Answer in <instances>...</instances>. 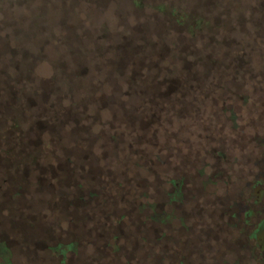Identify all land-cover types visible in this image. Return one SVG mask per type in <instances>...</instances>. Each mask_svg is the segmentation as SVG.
Instances as JSON below:
<instances>
[{
  "label": "rangeland",
  "instance_id": "rangeland-1",
  "mask_svg": "<svg viewBox=\"0 0 264 264\" xmlns=\"http://www.w3.org/2000/svg\"><path fill=\"white\" fill-rule=\"evenodd\" d=\"M141 1L140 8L135 0H0V240L13 250L11 262L0 246L1 264H179V250L150 220L173 180L183 181L196 213L219 226L222 210L225 218L237 212L242 186L253 178L251 159L247 165L234 155L256 119L253 12L264 0ZM162 3L191 21L175 22L155 9ZM121 42L127 52L144 50L120 63L113 48ZM25 47L31 51L21 72L12 62ZM117 65L120 73L110 68ZM73 76L75 105L31 93L40 85L51 99L62 78ZM22 83L27 88L16 91ZM224 105L237 112L238 127ZM208 164L211 173L200 174ZM211 179L214 185H201ZM206 241L198 247L208 248Z\"/></svg>",
  "mask_w": 264,
  "mask_h": 264
},
{
  "label": "flooded vegetation",
  "instance_id": "flooded-vegetation-1",
  "mask_svg": "<svg viewBox=\"0 0 264 264\" xmlns=\"http://www.w3.org/2000/svg\"><path fill=\"white\" fill-rule=\"evenodd\" d=\"M254 10L257 13L253 12L256 14V18L254 17L255 14L253 15V27L257 35L254 40L256 62L253 65L252 91L255 98L254 111L256 119L250 141L241 138V142L235 147L237 149V152H235L237 155H234L237 159H243L247 165L248 160L251 159V166H246V170L247 172L253 173V178L242 186L240 202L236 203L237 212L225 218L226 215L224 214V210H222L223 217L218 216L221 227L214 220V216L210 217V215L206 216L196 213L195 200L189 197L186 198L183 190V181L181 179L171 182L173 191L166 194L167 200L160 206L162 209L160 211L157 210L154 215L150 216V220L163 229L161 240L166 239V241H172L173 247L179 250L178 257L181 261L179 264H182V256L184 254L188 261L184 264H264V215L259 214L260 210L264 208V180L261 179L262 175H264V5L263 7L258 6ZM244 11H248V9L243 6L241 8V22L244 21ZM197 25V22L194 23L195 27ZM192 90L197 92V88H193ZM219 98L222 99V97ZM227 105L229 106V104ZM228 106H222L221 112L224 115L229 114L228 120L232 122L234 127H238V114L233 106L232 108ZM1 111H3L2 106L0 107ZM3 121L0 118V155L4 154L2 138L5 130ZM1 165L3 166V164ZM243 167L244 165L242 164L241 169L245 170ZM211 168L212 166L208 164L206 167L200 169L199 173H211ZM209 181V183H202L201 185L204 188L208 185H214L212 179ZM245 195L248 196L246 201H244ZM2 196L3 174L0 173L1 200ZM243 201L245 206L242 209L247 211L244 220L239 218V213H241L239 204ZM166 205L172 207V210H165L163 207ZM142 207L155 208L159 207V204H144ZM227 208L226 206L225 210ZM152 210L154 211V209ZM166 216L169 218L167 219ZM178 218L184 219L186 224L191 228L189 233L182 229ZM229 218L232 220L229 221ZM174 223H177L174 226L175 229L164 230L166 227L174 225ZM223 228L227 233L225 236L221 233L223 232ZM203 236L207 239V246L210 245L208 248H203L204 250L202 247H198L201 243L200 239ZM164 243L163 241L162 244ZM0 246L6 250L7 259L12 262L13 250L8 242L6 240H0ZM184 249L189 250L190 253H183L182 250ZM197 249L201 250L197 251ZM226 249H230L231 251L232 259H229L230 261L223 257ZM200 251L203 252L201 253ZM5 259V256L0 254V264Z\"/></svg>",
  "mask_w": 264,
  "mask_h": 264
},
{
  "label": "trees",
  "instance_id": "trees-1",
  "mask_svg": "<svg viewBox=\"0 0 264 264\" xmlns=\"http://www.w3.org/2000/svg\"><path fill=\"white\" fill-rule=\"evenodd\" d=\"M136 1V5H137V7H142V1L141 0H135ZM206 4V3H205ZM168 5H170L171 6V4H165V3H162V4H159V5H157L156 6V8L155 9H157V10H159V11H161L162 13H166L168 16H171V17H176V19H175V22H177V23H179L180 21H183V20H190V17H189V15L188 14H186V15H183V14H181V15H179L180 13H179V11H178V9H177V7L176 8H174V7H172L173 9H170V10H168V9H166L167 8V6ZM192 19V18H191ZM191 21V20H190ZM196 22L198 21V20H195ZM194 21V19H193V25H194V23H196ZM198 24V23H197ZM64 32H60V34L62 35ZM59 34V35H60ZM144 41H145V37H143L142 38ZM128 46V45H127ZM125 47V45H124V43H120V44H118V45H116V46H114V48H113V54H115V55H120V58H121V60H119L120 61V63H124L125 62V56H127V54L129 55V54H131V51H133L134 53L135 52H137V51H143L144 50V48L142 49V50H140V48L139 47H134V46H131L129 49H130V52L128 51L127 52V48L128 47ZM31 48V47H30ZM30 48H27V47H25V48H22V49H17V50H15L14 51V55L15 54H18L20 57L18 58L19 60L17 61V62H14L13 61V59H12V65L14 64V66H15V68L16 69H18L19 71H23V68L24 67H26V65H28L27 64V58H26V55H28L27 54V51L29 52V51H31V49ZM8 51V50H7ZM91 51V50H87L86 52H85V54H86V56H87V53H89V52ZM101 50H99V53H101L100 52ZM125 51H126V53H125ZM141 52H137V54L138 55H140L141 54ZM71 53H74V51L73 52H71ZM126 63V62H125ZM112 66V65H111ZM57 71L58 72H65V70H64V68H62V67H59V64H58V66H57ZM111 68V70L112 71H114L115 73H120V66L119 65H117V66H114V67H110ZM113 68V69H112ZM123 69V68H122ZM124 69H126L125 67H124ZM124 71V70H123ZM68 72H73L72 70L71 71H68ZM66 73V72H65ZM75 75V74H74ZM64 80H63V78H62V80H61V82L60 83H58L57 84V86H59V87H61L63 90H61L59 93H57V94H52V95H50L51 96V99H49L48 97H49V93H46L45 91H44V88L42 87V86H36V87H34L33 88V90H32V94H33V97H35V98H37L39 101H49V103H53L54 101H56V100H60V99H62V100H64V101H68V102H70L71 104H73V105H75L74 103H73V97H72V94L74 93L73 92V90H74V86H76V85H78V84H76V79L74 78V76H73V78H71V77H68V78H66V80L63 82ZM108 81H110V79L108 78ZM26 85H28V84H26ZM15 86V89H16V91H18V92H21L20 90H23V89H26L27 88V86H26V88H25V86L23 85V83L21 84V86H16V85H14ZM5 92L7 93V94H10V89L9 88H11V84H9V83H7L5 86ZM58 94L60 95V96H58ZM12 95V94H11ZM12 98H13V96H12ZM19 100L21 101H24V99H23V97L22 98H19ZM16 101H17V99H16ZM5 106V105H4ZM57 111V110H56ZM57 116H60V115H55V117H57Z\"/></svg>",
  "mask_w": 264,
  "mask_h": 264
}]
</instances>
